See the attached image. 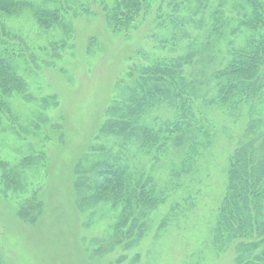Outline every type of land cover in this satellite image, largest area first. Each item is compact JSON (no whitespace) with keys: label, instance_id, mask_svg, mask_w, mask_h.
<instances>
[{"label":"rangeland","instance_id":"374dc122","mask_svg":"<svg viewBox=\"0 0 264 264\" xmlns=\"http://www.w3.org/2000/svg\"><path fill=\"white\" fill-rule=\"evenodd\" d=\"M182 1L152 0L129 29L113 20L115 0L57 4L61 18L51 27H42L32 9L6 16L9 34L2 47L25 87L5 98L8 111L0 123V264H260L261 245L240 250L243 239L218 233L217 222L230 156L259 134L250 133L248 124L263 122L264 95L235 111L203 97L192 100L194 119L205 133L198 134L203 145L186 164L181 152L156 158L141 149L137 136L102 132L129 104L134 68L191 55L185 73L207 69L201 91L216 93L213 69L227 64L248 37L245 28L236 30L241 8L230 0L224 6L233 19L229 34L203 45L218 0ZM181 16L189 18L182 28L168 22ZM155 103L133 118L136 126L177 118L178 105ZM104 157L120 159L135 179L146 181L155 205L141 204L126 214L120 203L94 190L90 171ZM15 166L17 186L6 173ZM36 194L44 209L28 224L17 210Z\"/></svg>","mask_w":264,"mask_h":264},{"label":"trees","instance_id":"16d2710c","mask_svg":"<svg viewBox=\"0 0 264 264\" xmlns=\"http://www.w3.org/2000/svg\"><path fill=\"white\" fill-rule=\"evenodd\" d=\"M35 1L0 0V123L3 113L8 111L5 98L25 87L23 78L12 64L13 58L2 47V44H7V39L4 38L9 34L6 30V16L15 15L24 9H32L42 27H51L61 18L59 11L63 7L58 5L67 2L44 0L56 4L55 8H49L36 5ZM229 1L218 0V5L213 9L207 23L203 45L217 43L229 34L233 19L227 16L224 8ZM233 1H237L238 7L241 8L235 20L238 26L236 30L245 28L248 37L244 46L231 51V60L227 64L213 69L216 93L208 97L204 94L207 92L201 91L205 84L201 79L208 73L207 69L200 70L197 75L185 73L184 68L188 62H192L191 55L182 59L156 61L151 67L143 69L134 68L131 74L136 75V79L132 97L128 100L130 105L126 104L120 116L108 120L102 128L104 134L124 135L128 138L137 136L140 138L141 149L144 152H155L156 158L171 151L181 152L182 157L184 156L182 162L186 164L188 158L195 156L198 148L203 145L198 134L205 133V126L194 119L192 100L203 97L205 103L230 111L253 104L256 99L261 100L264 95V0ZM115 2L113 20L129 29L139 20L144 10L145 13L149 11L152 0ZM184 2L185 0L181 3ZM190 2L191 0H187L186 4ZM174 20L176 19H169L168 22H176L174 27L177 28H182L189 22L187 16ZM164 100L173 107L178 105L177 118L169 119L162 123L163 125H135L133 118L138 113H147L151 105ZM248 131H257L259 134L241 142L230 156L228 186L219 208L217 229L218 233H224L229 238L240 236L243 239L240 250L246 248L244 251H248L253 245H261L260 257L263 259L260 264H264V120L262 122L258 118L253 119L248 124ZM25 160L31 163L32 158ZM25 160L20 166H26ZM79 166L80 163H76L77 183ZM90 172L94 190L106 193L114 204L120 203L124 213H129L132 208H139L141 204L155 205L154 193L148 183L135 179L130 167L120 159L104 157L98 160ZM6 173L13 178L12 183L19 185L17 166ZM43 209L44 202L36 194L20 203L17 215L22 221L34 224L42 215Z\"/></svg>","mask_w":264,"mask_h":264}]
</instances>
